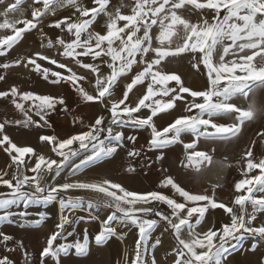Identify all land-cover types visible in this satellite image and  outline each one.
Wrapping results in <instances>:
<instances>
[{
    "label": "snow or ice",
    "instance_id": "6c2138e0",
    "mask_svg": "<svg viewBox=\"0 0 264 264\" xmlns=\"http://www.w3.org/2000/svg\"><path fill=\"white\" fill-rule=\"evenodd\" d=\"M25 3L26 0H14L0 13L4 16L0 29L11 31L0 38V56L35 30L41 49H55L90 75L78 74L68 64L40 51L0 63V69L30 68L52 85L62 82L70 85L78 102L88 107L99 104L102 111L91 115L86 130L66 138L40 135L39 141L50 153L44 154L32 146L13 142L4 134L5 127L13 124L23 128L48 127L52 113L61 109L66 114L71 112V102L63 95L23 91L15 85L0 91V99L10 103L23 117L0 122V151L10 158L0 166V188L5 189L0 191V222L18 218L21 228L39 227L47 214L40 212V220L29 221L28 206L56 203L59 208V222L45 235V244L35 254L25 249L22 241L16 242L17 250L24 249V264H48L47 258L62 264V257L89 256L93 242L97 251L103 253L101 246L113 237L123 239L120 227L135 228L137 238L134 255L129 258L126 252L123 261L117 264H157L154 250L162 241L159 238L151 244L149 241L158 225L174 240L169 253L172 264H226L230 247L235 250L246 236L264 242V221L258 226L253 223L257 214L264 213V157L258 159L251 146L264 142V131L256 132L258 141H251L237 161L242 178L234 181V199L228 201L216 197L215 189L223 185L214 184L211 194L207 190L188 191L166 169H162L164 176L158 190L143 192L129 190L108 179L93 182L56 179L66 167H71L75 175L90 163L118 155L126 142H130L126 151L129 162L127 167L123 164L120 167L126 173H136L137 165L132 161H139L144 149L135 147V135H125L126 127L149 131L147 151L159 153L155 162L161 165L166 161L164 149L183 144L185 156L180 163L197 174L214 163L210 152L196 150L201 137L239 138L246 123L253 121H260V128L264 129V0H129L127 4L124 0L119 4H112L111 0H90L87 4L84 0H31L30 18H8L10 13L23 15ZM125 8L129 9L127 13L123 11ZM60 10H69V14L61 18ZM101 14L106 20L103 28L96 30L93 25ZM45 17L54 18L48 27L59 29L64 35L49 37L40 26ZM185 55L190 69L205 77L202 89L187 86L180 74L168 68V63L184 59ZM81 57L90 59L85 62ZM38 60L66 71H53ZM124 77L130 82L116 96L118 81ZM5 80L6 75L0 74V81ZM137 85L146 90L132 101L129 94ZM241 97L246 101L243 106L236 102ZM178 102L183 103V112L187 114L158 128L154 118L171 115ZM142 110H147V114L141 115ZM72 115L74 124L84 126V117L78 112ZM217 117L231 118L233 122L218 123L214 119ZM183 135L194 139L184 143ZM153 163L145 159L141 167L151 168ZM220 166L231 167L227 157ZM256 170L259 174H254ZM169 187L183 202L162 191ZM79 191L93 193L96 198L85 201L84 196L71 194ZM85 203L90 219H99L91 215L94 209L110 210L100 220L101 226L91 240L87 229L81 235H77L75 227L68 230V226L85 219L71 215ZM21 205L25 210H13ZM160 205H166L170 211L162 210ZM216 209L227 214L228 222L205 227L206 214ZM12 240L10 234L0 231V242L7 244ZM256 250L254 242L249 251ZM0 264L15 261L3 255ZM93 264L109 262L101 258Z\"/></svg>",
    "mask_w": 264,
    "mask_h": 264
},
{
    "label": "rangeland",
    "instance_id": "374dc122",
    "mask_svg": "<svg viewBox=\"0 0 264 264\" xmlns=\"http://www.w3.org/2000/svg\"><path fill=\"white\" fill-rule=\"evenodd\" d=\"M14 0H4L3 4H0V13H3L5 6L9 3H13ZM127 4L129 0H124ZM84 3H90V0H84ZM112 4H119L120 0H111ZM31 0H26V3L22 6L23 15L21 12L10 13L9 19H24L30 18V8ZM126 13L129 11L128 8L123 9ZM61 18L64 15L69 14V10H60ZM195 17H193L194 19ZM4 19L3 15H0V22ZM54 18L45 17L44 22L41 27L49 37H54L57 35H64L60 32L59 29H54L48 27L50 23L53 22ZM98 23L94 24L93 27L96 30L103 28L104 21L106 17L101 14L97 18ZM155 31V30H154ZM10 30L0 29V38H3L5 35H10ZM40 36L34 30L33 33L26 34L25 38L16 46L8 51L4 56H0V63H8L12 60L18 58L19 56L31 55L36 51L50 55L52 58H55L61 62L68 64L74 71L78 74L83 73L84 75H90L87 70L82 69L79 65H76L71 58H64L60 56L55 49H41L39 46ZM80 59L88 62L90 58L81 57ZM43 67H49L53 71H60L65 73V69H59L55 65H50L47 61H39ZM168 68L177 72L182 76L185 84L191 86L193 89H202L205 84V77L199 73H196L195 70L190 69L188 63L187 55L184 59H177L168 63ZM105 71L107 69L105 68ZM135 71V69H134ZM0 74L6 75L5 81H0V91L8 90L10 86L15 85L23 91H34L38 94H53V95H63L66 100L71 102V112L66 114L62 109L58 110L51 114V119L49 121L48 127L36 128L34 126L23 128L16 125H7L4 129V134H7L13 142L18 145L32 146L39 153L50 154L49 149L44 147L39 141L38 137L40 135H57L58 137L66 138L70 134H76L79 131L86 130V125L91 118L93 113L99 114L102 111V106L95 104L91 107L85 106L83 103L78 102V97L76 96L74 90L70 85L61 83L58 85H52L48 81L43 80L42 76L39 73L32 71L30 68L25 69L23 67H13L8 70L0 69ZM129 74V76L133 75ZM130 82L128 77L121 78L118 81L119 87L116 90V96L121 95L120 90L123 89L126 83ZM94 83V80H93ZM174 84V82H173ZM85 87L90 92L92 88L87 85L85 82ZM146 90L144 86L137 85L132 93H130V98L132 101L137 100V94ZM115 98V97H114ZM238 104L243 106L246 104L244 99L238 98L236 101ZM27 106V105H26ZM84 117V126L79 123H73V113H77ZM108 115L106 112L103 113ZM147 114V110H142L141 115ZM187 114L183 112V103L178 102L177 107L172 110L171 115L160 114L159 118H154L158 128H163L167 126V123L174 117ZM7 119H23L22 115L14 109V107L0 99V122ZM34 119H38L33 116ZM215 122L218 123H232L231 118H214ZM260 121L247 122L245 127L242 130V133L239 138H232L231 140H205L203 137L197 142L196 150L208 151L213 155L214 161H223L225 157L228 158V163L231 167H227V178L228 183L222 187L215 189L216 197L221 201H228L229 199H234V181L242 178L240 174L241 165L237 164V161L240 160L243 152L247 147L250 146V142L253 140L258 141L256 132L258 130L264 131L260 128ZM119 130V129H117ZM125 135H135L137 141L135 147L137 149L143 148L141 158L139 161H132L137 165L136 173H126L124 168L120 167L121 164L124 167H127L129 158L126 155L128 147H130V142H126L125 149L119 150V154H114L112 157L102 159L93 163H90L88 166L82 168L73 175L72 168L66 167L60 177H57V180L61 181H102L104 179L111 180L116 183H121L123 186L127 187L129 190L136 191H151L158 190V185L163 179L164 173L162 169L167 170V174L173 176L185 190L192 192H204L207 190L209 194L213 191L212 189H205L204 186H200L199 178L197 173L192 169H185L182 167L180 161L184 159L185 150L183 144H173L168 148L164 149L166 155V161L161 165L159 162H155V155L152 152L147 151V140L150 138L149 131L144 129H135L131 127H126L124 129ZM194 137L191 135H183L182 140L184 143H190ZM255 156L259 159L264 157V142H257L255 145H251ZM215 149V152L211 150ZM9 157L3 151H0V166H4L6 161H9ZM147 160L148 163H153L151 168L141 167V162ZM75 163H79V160H75ZM215 164V165H214ZM211 168V176L209 178L216 180V177H219L221 173L218 171L221 170V167L214 162ZM191 173V174H190ZM254 174H259V170H256ZM7 178V177H6ZM5 189L0 188V191ZM162 191L172 196L173 198L178 199L179 202H183V198L179 197L178 194H174L173 191L169 188L162 189ZM72 195H81L85 197V201L88 199H95V194L87 193L83 191L73 192ZM259 195V194H258ZM162 210H167L166 205H160ZM249 211L251 207L248 206ZM14 211H23L25 210L24 206L21 205L18 209H13ZM26 211L30 213L27 217L29 221L40 220L39 213L44 212L47 214L46 218L41 222L39 227H20V222L18 218H13L12 222H0V231H4L6 234H10L13 237L12 241H9L7 244L0 242V256L8 255L11 259L15 261V264H24V258L22 252L24 249L17 250V241H22L24 248L32 253L36 251L45 244V235L50 233L51 229H54L55 224L59 222V208L56 203L48 204H32L27 207ZM110 214V210H93L91 212L92 216H98L99 219H90V213L87 208V203H85L83 208L77 209L71 215L73 217H84V220H80L74 225L68 226L70 231L72 227L76 228L77 235H81L85 229H87L90 240L94 234L99 230L101 224L100 220L106 218ZM264 221V213L257 214V220L254 225H259L260 222ZM228 222V216L221 209L210 210L206 214L205 227L210 226L212 223L219 225L220 223ZM119 232H122L123 239H118L113 237L107 242V244L101 246L103 248V253L97 251V246L94 242L90 245L89 256H75L70 255L67 257H62V264H93V261L100 260L103 258L109 264H117V261H123L124 254L127 252L129 258L134 255L135 248V239L137 238V230L135 228L120 227ZM159 238L162 241L161 245H158L154 250V255L157 260V264H172V256L169 255L171 252V245L174 244V240L170 233L164 232L162 226L158 225L151 234V239L149 244L155 242ZM69 239H72L71 237ZM62 242V241H61ZM257 243L256 252L249 251L252 243ZM236 243V242H233ZM150 252L152 250L150 249ZM36 259L35 255L33 257ZM48 264H55V260L52 258H47ZM151 259V256H149ZM226 264H264V242L253 239L252 237L246 236L238 245L235 250L231 247L229 253L227 254Z\"/></svg>",
    "mask_w": 264,
    "mask_h": 264
},
{
    "label": "crops",
    "instance_id": "0c3cea01",
    "mask_svg": "<svg viewBox=\"0 0 264 264\" xmlns=\"http://www.w3.org/2000/svg\"><path fill=\"white\" fill-rule=\"evenodd\" d=\"M214 162L218 165V167H221L220 166L221 161H214ZM213 164L208 166L205 170H203L202 174L198 175L199 184L200 186H204L205 189H212L214 184H220L223 185L224 187L229 181L227 178L228 168H222V167L221 170L218 171L219 173H221V175H219V177H216V180L209 178L211 176V168Z\"/></svg>",
    "mask_w": 264,
    "mask_h": 264
}]
</instances>
